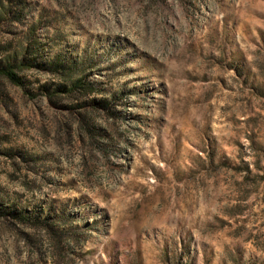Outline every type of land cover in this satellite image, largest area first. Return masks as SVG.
<instances>
[{"label": "rangeland", "instance_id": "1", "mask_svg": "<svg viewBox=\"0 0 264 264\" xmlns=\"http://www.w3.org/2000/svg\"><path fill=\"white\" fill-rule=\"evenodd\" d=\"M0 264H264V0H0Z\"/></svg>", "mask_w": 264, "mask_h": 264}, {"label": "trees", "instance_id": "2", "mask_svg": "<svg viewBox=\"0 0 264 264\" xmlns=\"http://www.w3.org/2000/svg\"><path fill=\"white\" fill-rule=\"evenodd\" d=\"M6 74L9 76V78L14 82V83H18L20 84L21 81L19 78L16 77V75L13 73V72H10L9 70L6 71ZM70 92H89L87 90V86L86 84L83 82V80H77L76 82H74L72 85H71V88L69 90ZM95 103H97L95 100H94ZM28 219L24 218L23 221H27Z\"/></svg>", "mask_w": 264, "mask_h": 264}]
</instances>
